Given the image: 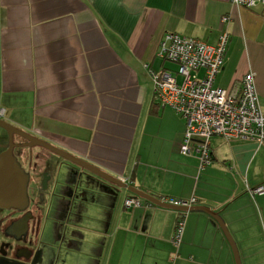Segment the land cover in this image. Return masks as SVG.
Segmentation results:
<instances>
[{
  "label": "crops",
  "instance_id": "0c3cea01",
  "mask_svg": "<svg viewBox=\"0 0 264 264\" xmlns=\"http://www.w3.org/2000/svg\"><path fill=\"white\" fill-rule=\"evenodd\" d=\"M224 30L230 39L215 84L232 91L254 72L264 107L260 5L246 8L233 0H0V110L31 134L154 197L195 199L192 205L209 207L226 222L242 264H264V194L250 193L264 187V144L214 135L212 162L200 170L197 155L180 152L184 118L158 104L146 68L167 69L159 56L167 32L215 45ZM57 158L56 170H47L51 179L46 189L39 179L28 184L29 203L43 220L53 217L56 202L71 201L68 221L74 220L72 227L82 233V240L75 241L78 248L61 247L55 264H66L68 252L75 264H236L223 230L205 211L186 213L182 241L176 245L181 211L147 204L141 197V206L126 208L125 199L134 195L128 189ZM83 217L84 224L77 223ZM41 232L38 238L49 240ZM24 246L22 256L32 249ZM32 250H40L38 256L47 264L44 253L50 249Z\"/></svg>",
  "mask_w": 264,
  "mask_h": 264
},
{
  "label": "built area",
  "instance_id": "2783aa9c",
  "mask_svg": "<svg viewBox=\"0 0 264 264\" xmlns=\"http://www.w3.org/2000/svg\"><path fill=\"white\" fill-rule=\"evenodd\" d=\"M246 8L262 7L264 0H233ZM229 17L224 16L223 22ZM230 34L224 30L215 45L205 41L167 32L161 43L159 56L179 66L178 73L184 77L180 84L169 69H153L146 65L154 82L155 100L161 106H169L180 114L186 123V131L180 147L184 155H197L200 170L212 162L210 139L217 135L227 141L250 140L264 144V107L261 106L256 89L255 73L248 72L239 86L232 91L215 84L229 43ZM203 73L202 75L200 73ZM4 111L0 110V116ZM252 196L263 195L262 185L250 189ZM161 201L191 206V201L160 197ZM151 204V202H147ZM139 197L128 196L124 201L126 208L139 207ZM185 211H181L173 241L179 245L184 232Z\"/></svg>",
  "mask_w": 264,
  "mask_h": 264
},
{
  "label": "water",
  "instance_id": "95a60500",
  "mask_svg": "<svg viewBox=\"0 0 264 264\" xmlns=\"http://www.w3.org/2000/svg\"><path fill=\"white\" fill-rule=\"evenodd\" d=\"M0 126L4 128L9 135V148L7 149V151L0 154V206L7 207L9 209L17 208L23 210L29 204V196H28L29 174H27L26 171L22 168V166L19 164L13 153V149L15 146L13 142V136L14 134H16L25 138L28 141L26 145L30 147L34 145L45 147L48 150H51L56 154H59L60 156L64 157L66 160L76 164L77 166L82 168V170H87L88 172H90L91 175H94L108 183L114 184L119 188H126L131 193H133L134 196L144 198L155 205L178 210V211H185V212L191 210L205 211L218 222L219 226L223 230L226 238L228 239L232 247L236 264H242L237 243L230 229L228 228L226 222L219 213L215 212L209 207L202 205L180 206V205L163 202L159 198L154 197L138 189L137 187L130 185L128 182L120 179L119 177L113 176L112 174L102 170L101 168L88 162L87 160L76 157L71 153L65 151L64 149H61L31 134L30 132L22 130L17 126L4 121L1 117H0ZM39 251L40 250L38 251L29 250L28 251L29 253L26 255V260L21 261L18 259L19 253L17 248L12 246V252H14V255L16 257L14 256L9 257L6 251L2 253V258L9 261V264H15V263L36 264L38 262L42 264L43 258L38 256Z\"/></svg>",
  "mask_w": 264,
  "mask_h": 264
},
{
  "label": "flooded vegetation",
  "instance_id": "af4514ba",
  "mask_svg": "<svg viewBox=\"0 0 264 264\" xmlns=\"http://www.w3.org/2000/svg\"><path fill=\"white\" fill-rule=\"evenodd\" d=\"M7 133V131H6ZM15 135L13 136L14 149L13 153L22 168L29 173V187L32 183L39 179L38 184L42 188L47 187V183L50 181V175L48 171L41 172L39 165L40 161L43 163L47 160L50 161V156L43 154H35L31 149H26L30 146L26 145L28 142L25 138L21 137L22 140L16 141ZM19 136V135H18ZM23 147L19 150L21 152L16 153L17 148ZM0 154L7 151L9 148V135L7 133V140L2 142L0 145ZM65 216V215H64ZM43 227V219L38 214L36 207L30 203L23 209L7 208L0 206V252L4 253L7 251L9 257H16L12 252V246L16 247L19 253L18 259L23 261L26 260V255L22 256V251L25 249L24 244H27L29 248H36L38 244V235ZM37 236V237H36ZM30 249V250H32ZM0 264H9V261L2 258L0 253ZM20 264V263H15Z\"/></svg>",
  "mask_w": 264,
  "mask_h": 264
},
{
  "label": "rangeland",
  "instance_id": "374dc122",
  "mask_svg": "<svg viewBox=\"0 0 264 264\" xmlns=\"http://www.w3.org/2000/svg\"><path fill=\"white\" fill-rule=\"evenodd\" d=\"M166 64H167V69H169L173 72L174 76L178 78V81L181 84L184 80V77L178 73L179 66L176 63H173L171 61H166ZM0 117L4 121L15 125L22 130H25L20 125L14 123L13 121H10V119L7 117V115L4 114ZM14 139L16 141L22 140V138L18 135H15ZM6 140H7L6 130L0 126V145L2 142H5ZM21 148H23V147L15 149L16 153L19 154L21 152V150H19V149H21ZM26 149L28 151H29V149H31L32 152H34V155L39 154L40 151H43L45 153H49L51 155L50 161L47 162V160H46L43 163L40 161L39 168H40L41 172H44L46 170H50V171L54 172L56 170L57 166L60 165V163H58L56 160V159H58L57 157H60L59 159H62V158L65 159L64 157L60 156L59 154H56L55 152L48 150L47 148L39 146V145H34V146L28 147ZM0 150H1V148H0ZM65 161H67V163H69L74 168L82 169L79 166H77L76 164H74L68 160H65ZM63 169L65 170V172H68L70 175L73 176V174L71 173V171L68 168H63ZM83 171H87V170H83ZM73 173L76 174L74 171H73ZM88 173H90V172H88ZM80 186H81V188H80L79 193H81V190H83V192L81 193V195H83L84 194V182L80 183ZM78 200H84V199H83V197H81V198L77 199L76 202ZM47 207H48V205H47ZM70 209H71V201L70 202H68V201L64 202L63 201L60 204H58L56 202V205L52 209V211H54L53 217H46V219L43 220V227H42L41 233H43L45 231L46 237L49 236V238H48L49 240L42 242L43 240L41 241L40 238H37L38 244L36 246L41 248V251H44L45 249H50V251L45 250V253H44L45 261H47V264H51L53 260H54V262L52 264H55V262L58 259V253H59V250L61 249V247L68 248V250H72V249L74 250L77 247L76 242H75L76 238L79 237V238H81V240L83 238L82 233H80V231L77 228L72 227V224L75 223L74 220H72L70 222L68 221ZM57 213H59V214H57ZM50 218H54L55 220L52 221ZM78 222L81 224H84V217L82 219L78 220L77 223ZM65 236H66V238L64 240ZM63 240H64V242H63ZM78 241H79V239H78ZM56 243H58L57 249L55 247H52ZM82 243H83V245H81V249H82V252H84V239H83ZM238 250H239V248H238ZM0 253L2 254V252H0ZM239 253H240V251H239ZM53 254H54L55 258L53 257ZM65 262H66V264H71V263L75 264L76 263L74 257L70 258V252H68L66 257L64 258V263ZM36 264H41V263L38 262Z\"/></svg>",
  "mask_w": 264,
  "mask_h": 264
}]
</instances>
